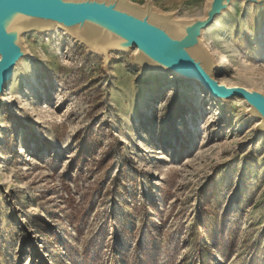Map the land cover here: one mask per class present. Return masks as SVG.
<instances>
[{
  "label": "rangeland",
  "instance_id": "rangeland-1",
  "mask_svg": "<svg viewBox=\"0 0 264 264\" xmlns=\"http://www.w3.org/2000/svg\"><path fill=\"white\" fill-rule=\"evenodd\" d=\"M148 1L192 19L209 0H130ZM227 12L203 35L216 79L264 92V9ZM24 42L0 106V264H264V133L245 101L142 76L129 54L106 67L61 31Z\"/></svg>",
  "mask_w": 264,
  "mask_h": 264
},
{
  "label": "water",
  "instance_id": "water-1",
  "mask_svg": "<svg viewBox=\"0 0 264 264\" xmlns=\"http://www.w3.org/2000/svg\"><path fill=\"white\" fill-rule=\"evenodd\" d=\"M234 1L264 9V0H209L204 17L184 19L158 11L151 1L143 7L130 0H0V106L15 69L31 58L25 37L61 31L106 67L112 54H129L142 76L168 73L200 83L215 101H245L264 133V92L221 85L216 60L203 40Z\"/></svg>",
  "mask_w": 264,
  "mask_h": 264
},
{
  "label": "bare ground",
  "instance_id": "bare-ground-1",
  "mask_svg": "<svg viewBox=\"0 0 264 264\" xmlns=\"http://www.w3.org/2000/svg\"><path fill=\"white\" fill-rule=\"evenodd\" d=\"M233 5V4H232ZM228 13V12H227ZM46 35V34H45ZM23 64V63H22ZM14 78V80H15V78H16V73H15V76L13 77ZM5 94H3V100L5 101L6 100V97H5V95H7V93H8V86L5 88Z\"/></svg>",
  "mask_w": 264,
  "mask_h": 264
}]
</instances>
